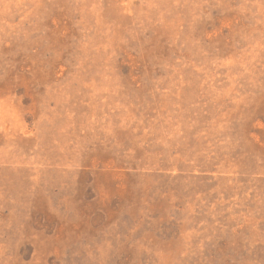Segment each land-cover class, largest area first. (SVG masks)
<instances>
[{
  "label": "rangeland",
  "instance_id": "1",
  "mask_svg": "<svg viewBox=\"0 0 264 264\" xmlns=\"http://www.w3.org/2000/svg\"><path fill=\"white\" fill-rule=\"evenodd\" d=\"M0 264H264V0H0Z\"/></svg>",
  "mask_w": 264,
  "mask_h": 264
}]
</instances>
